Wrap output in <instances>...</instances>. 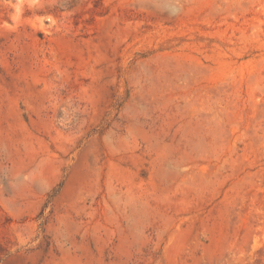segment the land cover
Returning a JSON list of instances; mask_svg holds the SVG:
<instances>
[{
    "label": "rangeland",
    "instance_id": "1",
    "mask_svg": "<svg viewBox=\"0 0 264 264\" xmlns=\"http://www.w3.org/2000/svg\"><path fill=\"white\" fill-rule=\"evenodd\" d=\"M0 264H264V0H0Z\"/></svg>",
    "mask_w": 264,
    "mask_h": 264
}]
</instances>
